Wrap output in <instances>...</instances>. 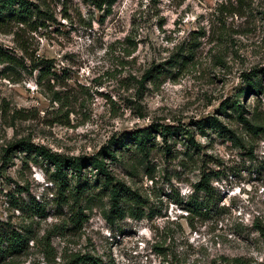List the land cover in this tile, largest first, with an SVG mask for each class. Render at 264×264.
Returning a JSON list of instances; mask_svg holds the SVG:
<instances>
[{
	"label": "rangeland",
	"instance_id": "374dc122",
	"mask_svg": "<svg viewBox=\"0 0 264 264\" xmlns=\"http://www.w3.org/2000/svg\"><path fill=\"white\" fill-rule=\"evenodd\" d=\"M48 4L52 19L36 30L0 26V48L27 55L24 67L0 63V226L34 235L0 264H62L72 253L100 264H264V130L238 117L264 128V0H112L108 14L83 0ZM32 53L53 74L36 81ZM148 69L160 72L143 78ZM253 76L257 94L243 90ZM208 117L227 131L200 133L195 122ZM152 124L168 127L169 152L152 132L148 165L138 164L130 133ZM19 139L85 163L116 149L118 160L104 161L146 200L144 215L109 224L88 164L78 178L67 170L79 194L56 206L51 165L4 151ZM202 171L218 174L210 196L192 191ZM13 199L43 202L45 214L28 216Z\"/></svg>",
	"mask_w": 264,
	"mask_h": 264
},
{
	"label": "trees",
	"instance_id": "16d2710c",
	"mask_svg": "<svg viewBox=\"0 0 264 264\" xmlns=\"http://www.w3.org/2000/svg\"><path fill=\"white\" fill-rule=\"evenodd\" d=\"M55 0H0V26H7L9 23H13L16 26L21 25L27 27L30 30H36L38 27L44 25V21L52 19V12L49 8V2ZM58 1V0H57ZM97 9H102L106 14L110 12V5L112 0H83ZM104 4V7L102 5ZM19 49L25 55H21L19 58L15 57L9 51L0 48V63H8L13 66L24 67L22 63L23 59L26 58V49L20 46ZM34 52V51H33ZM29 63L28 67L30 72L35 70V80L39 81L42 78L48 77V75L53 74L50 70L49 59L37 58V56L32 53L28 57ZM160 72L156 70L153 75L152 69H148L144 73V77L152 78ZM249 81H245L244 91H250L253 94H257L260 90L259 83L255 80V77L249 78ZM59 101L58 97L54 98ZM228 103L227 101L221 102L219 110L223 112L224 106ZM231 105L234 106L235 110H240L241 105L237 100H233ZM241 114V112L239 113ZM239 119L247 125L249 130L257 132V130H264V128L259 125L248 123V121L242 117L238 116ZM195 125L200 130V133H204V126L207 125L210 129H213L217 133L227 131L225 126L218 121L215 117H208L206 119L199 120L195 122ZM153 133H158L164 143L165 151L168 153V145L166 143V136L168 134V127L152 124L145 129L135 130L130 133L131 144L137 152L138 164L148 165V157L152 150ZM189 141L198 146L193 140L189 133ZM117 144V143H116ZM123 145L118 144V148ZM17 148L22 152H31L33 158L39 157L46 162V164L51 165L52 172L49 173V180L53 183L55 187V198L54 204L60 206L67 199V192L70 191V197L79 194V187H70L69 177L67 176V170L70 171L71 176L74 178L80 176L81 167L84 164H88L92 170L95 171V175H98L100 179V187L107 192V210L104 213V218L109 224L114 223L117 220L122 219L124 216H130L135 219L141 218L144 213L142 210V204L146 201L143 199L136 191L125 188L120 181H117L112 176L106 162L116 161L120 154H116V149L110 150L107 147H101V149L91 155L85 162L79 161L76 157H65L55 152H51L48 149L42 147L41 145L35 146L26 140L19 139L14 143L7 146L4 151L8 152L11 149ZM250 153V151H249ZM102 155V156H101ZM130 169L134 170V167L130 165ZM152 170V169H151ZM150 172V171H149ZM212 176L217 177V173H212L211 171H202L199 179L192 184V191L195 193H202L203 195L210 196L212 191V186L210 185V179ZM128 201L129 205H124L123 201ZM13 206L23 210L28 214V216L37 215L42 217L45 214V206L43 202H38L33 199L27 201L26 203L17 199H13ZM86 208L83 205L80 210H78L77 216H75V222L79 220L81 215V209ZM150 216V211L145 213ZM34 238L31 233L30 227H21L20 229H14L11 227L0 226V260L5 262L8 258H13V256H18L23 253L28 247V242ZM37 242L43 247L44 252L51 251L49 246V233L46 232L39 236ZM237 261L238 259H233ZM241 263L240 261H238ZM62 264H100L97 257H93L86 253H72L68 255V258Z\"/></svg>",
	"mask_w": 264,
	"mask_h": 264
}]
</instances>
